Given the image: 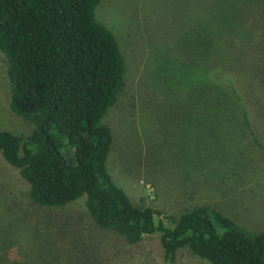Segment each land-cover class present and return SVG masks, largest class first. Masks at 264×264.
<instances>
[{
	"label": "rangeland",
	"instance_id": "rangeland-1",
	"mask_svg": "<svg viewBox=\"0 0 264 264\" xmlns=\"http://www.w3.org/2000/svg\"><path fill=\"white\" fill-rule=\"evenodd\" d=\"M249 10L264 20V0H102L96 9L126 67L118 101L103 120L114 138L107 166L134 205L162 214L157 222L209 206L248 233L264 232V148L246 130L237 103L231 118L213 94L207 112L201 106L199 69L214 61L217 71L240 76L264 145V36L246 39ZM9 98L0 52V130L31 135ZM29 192L0 154V264H211L189 249L167 260L159 233L129 245L100 228L83 200L40 207Z\"/></svg>",
	"mask_w": 264,
	"mask_h": 264
},
{
	"label": "trees",
	"instance_id": "trees-1",
	"mask_svg": "<svg viewBox=\"0 0 264 264\" xmlns=\"http://www.w3.org/2000/svg\"><path fill=\"white\" fill-rule=\"evenodd\" d=\"M101 2L0 0L9 107L33 128L27 137L0 130V154L29 185L36 205L64 207L83 200L100 228L123 236L129 245L159 233L170 261L189 249L211 264H264V232L248 233L209 206L157 222L159 211L134 205L115 182L107 166L114 138L103 120L118 101L126 67L116 37L96 18ZM245 12L246 39L264 36V20ZM202 66L203 110L220 97L231 118L237 103L246 130L264 148L237 86L240 76L221 64L224 71H217L214 61Z\"/></svg>",
	"mask_w": 264,
	"mask_h": 264
}]
</instances>
